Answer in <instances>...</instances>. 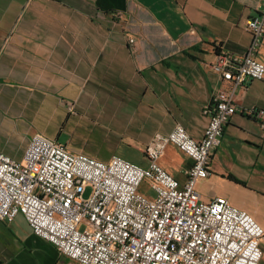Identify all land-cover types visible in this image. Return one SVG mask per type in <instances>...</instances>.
<instances>
[{
	"label": "crops",
	"instance_id": "crops-1",
	"mask_svg": "<svg viewBox=\"0 0 264 264\" xmlns=\"http://www.w3.org/2000/svg\"><path fill=\"white\" fill-rule=\"evenodd\" d=\"M264 0H0V152L20 161L33 135L107 162L139 158L155 135L181 125L200 140L203 109L233 89L238 112L212 152L199 199L225 198L264 234V77L233 88L208 65L241 56L245 22ZM130 38L134 45L128 44ZM257 59L264 64V39ZM11 139L10 147L3 140ZM159 165L180 185L192 160L168 144ZM140 191V188H139ZM258 264H264V235ZM0 264H76L33 235L23 215L0 221Z\"/></svg>",
	"mask_w": 264,
	"mask_h": 264
},
{
	"label": "built area",
	"instance_id": "built-area-1",
	"mask_svg": "<svg viewBox=\"0 0 264 264\" xmlns=\"http://www.w3.org/2000/svg\"><path fill=\"white\" fill-rule=\"evenodd\" d=\"M244 29L250 35L244 54L217 53L208 65L233 88L264 77L257 59L264 4ZM237 112L233 89L214 90L203 109V137L192 139L181 125L155 135L144 151L145 168L118 156L101 162L71 154L33 135L20 161L0 152V221L9 224L23 215L33 235L76 264H258L264 235L259 224L225 198L203 202L195 191ZM248 114L257 119L264 141V109ZM168 144L192 160L183 185L158 163ZM144 181L153 196L139 191Z\"/></svg>",
	"mask_w": 264,
	"mask_h": 264
},
{
	"label": "rangeland",
	"instance_id": "rangeland-1",
	"mask_svg": "<svg viewBox=\"0 0 264 264\" xmlns=\"http://www.w3.org/2000/svg\"><path fill=\"white\" fill-rule=\"evenodd\" d=\"M8 146L10 147H16L17 145L11 140V139H5L3 140ZM140 157L136 158V159H133V160H129L130 163H133L137 166H140L142 167V163L140 162L139 160ZM140 192L144 193V194H147L149 196H153V192L152 190L148 187L146 181L142 182V184L140 185Z\"/></svg>",
	"mask_w": 264,
	"mask_h": 264
}]
</instances>
